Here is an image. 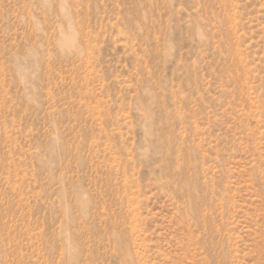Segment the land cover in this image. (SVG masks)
Here are the masks:
<instances>
[{
	"label": "rangeland",
	"instance_id": "obj_1",
	"mask_svg": "<svg viewBox=\"0 0 264 264\" xmlns=\"http://www.w3.org/2000/svg\"><path fill=\"white\" fill-rule=\"evenodd\" d=\"M0 264H264V0H0Z\"/></svg>",
	"mask_w": 264,
	"mask_h": 264
}]
</instances>
